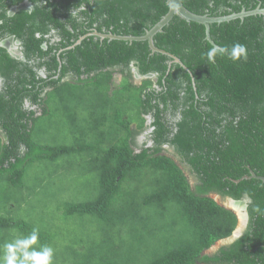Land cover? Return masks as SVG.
<instances>
[{
    "label": "trees",
    "instance_id": "1",
    "mask_svg": "<svg viewBox=\"0 0 264 264\" xmlns=\"http://www.w3.org/2000/svg\"><path fill=\"white\" fill-rule=\"evenodd\" d=\"M21 1L0 0V35L15 34L26 58L0 47V180L21 189L36 161L84 154L79 169L94 177L91 196L60 207L66 221L83 226L68 246L79 250L74 264H264V181L251 177H264V14L211 23L219 47L230 51L239 42L248 50L246 60L225 53L214 63L205 25L176 14L154 43L185 68L147 40L93 34L142 36L168 12V0H29L31 12L9 17L5 8ZM182 2L213 17L264 8V0ZM134 68L155 76L134 82ZM148 115L151 145L139 140ZM55 116L68 127L67 143L49 130L46 143L40 133L61 125ZM9 193L0 192V253L33 228L32 248H56L67 228L1 211L15 198ZM212 194L249 199V218L241 236L210 251L238 226L235 212ZM90 222L99 238L85 234ZM145 236L154 245L141 251Z\"/></svg>",
    "mask_w": 264,
    "mask_h": 264
},
{
    "label": "rangeland",
    "instance_id": "2",
    "mask_svg": "<svg viewBox=\"0 0 264 264\" xmlns=\"http://www.w3.org/2000/svg\"><path fill=\"white\" fill-rule=\"evenodd\" d=\"M121 81V76L116 74L114 76V84H119ZM140 81L135 76L134 82L140 83ZM62 119L59 116H55L51 121L56 123L60 120L58 125H61L51 130L45 126L43 131L40 132L47 140L46 143H51V140L46 135L48 130V132L57 135L58 137L56 138L58 140L65 143L70 141L68 127ZM45 124L46 122L41 126L43 127ZM135 126L136 123L133 125V128H136ZM145 136L146 133L144 135L141 134L139 140L145 141ZM80 157H84V154L78 156L71 154L59 159L56 163H52L49 160L36 161L28 168L23 179L24 186L21 189H18V186H13V183L9 180H0V192L2 194L10 192V195L12 193L15 195V198L9 204L1 206V211L5 212L7 208V210H12L14 213L16 210L17 215L14 216L15 218L33 219L39 223L46 221L56 227L67 228L61 231L57 237L56 248L52 247L55 249L53 264H74L77 257L74 254L79 250H76L77 248H74V250L68 249V246H70L75 238L84 235L81 221L77 218H71L66 221L64 218L65 214L62 208H60L66 202L82 201L91 196V194L89 195L91 189L87 184L93 183L94 177L82 172L81 167L79 169V164H82L79 160ZM17 199L21 202H16ZM69 228L70 231L68 230ZM73 230L76 231L73 232ZM97 230V224L90 222L87 225V232L85 234L96 232L94 236L97 235L96 238H99L100 234L98 235L99 231L97 233ZM127 240H129V236ZM153 245L152 239L145 236L144 239L140 238V241L138 240L137 249L141 248V251H145L149 247L152 248ZM1 252L0 257L4 254V249Z\"/></svg>",
    "mask_w": 264,
    "mask_h": 264
},
{
    "label": "water",
    "instance_id": "3",
    "mask_svg": "<svg viewBox=\"0 0 264 264\" xmlns=\"http://www.w3.org/2000/svg\"><path fill=\"white\" fill-rule=\"evenodd\" d=\"M168 4H169L168 12L161 18V20L158 23H156L151 29L147 30L146 33L142 36H132V35L131 36H124V35H117V34H113V33H100L98 31H94L93 34H96V35L100 36L101 38H109V39H120V40H127V41L147 40L149 43V46L153 52L158 51V52H161L163 54H166V55L172 57V62L179 63V64L183 65L185 68H187L182 63L180 58H178L177 56H175L171 53H168L167 51H165L163 49H160L154 43L155 34L162 31L163 27L165 25H167L173 19V17L176 14L181 16L182 18H184L187 21H193V22L204 24L206 27V34H207L208 40L213 45H216V46H218V45L211 39V36H210V24L211 23H213V22L220 23V22L229 21V20H232L235 18H244L245 16L251 15V14H258V13L264 14V8L257 7L256 9L250 10V11L242 10L239 13H233V14L226 15V16L213 17V16H209L207 14L201 15V14H197V13L192 12L191 10H189L184 5L182 0H168ZM81 39H79L77 41V43H79ZM134 73H135V76L140 80H142L143 78H153L155 76L152 73L148 74L146 76H141V75H139V73L137 72V70L135 68H134ZM251 177H256V178H259V179L264 181V177L258 176L254 172H252ZM245 178H249V176H245ZM210 196L213 197L218 203H220L224 207H227V208L231 209L232 211H234L238 217V226L235 229V231L232 233V235L230 237H228L224 240L218 241L212 247V249H210V251H213V250L218 249L222 245L229 244V243H227L228 240L231 239L233 242L239 236H241L244 228L246 227V224H247V221L249 218L248 217V210H247L249 199L245 198V199H241V200H236L232 197L222 198L219 194H212ZM230 202L241 205V207H242L241 215L238 213V211H236L235 208L228 205V203H230ZM210 251H207V252H210Z\"/></svg>",
    "mask_w": 264,
    "mask_h": 264
},
{
    "label": "clouds",
    "instance_id": "4",
    "mask_svg": "<svg viewBox=\"0 0 264 264\" xmlns=\"http://www.w3.org/2000/svg\"><path fill=\"white\" fill-rule=\"evenodd\" d=\"M227 53L228 57L233 61H239L242 58L247 59V46L236 42L232 45L230 51L224 47L213 45L206 53L207 60L210 63L215 62V57ZM254 211L260 212L259 206H255ZM39 229L33 228L30 235L24 238H17L13 242H5L3 245L4 254L0 257V264H53L55 249L48 245H42L40 250L32 248L37 244ZM228 240L227 243H231ZM31 249V250H30Z\"/></svg>",
    "mask_w": 264,
    "mask_h": 264
},
{
    "label": "flooded vegetation",
    "instance_id": "5",
    "mask_svg": "<svg viewBox=\"0 0 264 264\" xmlns=\"http://www.w3.org/2000/svg\"><path fill=\"white\" fill-rule=\"evenodd\" d=\"M0 7H3V5L0 4ZM32 9H33V5L30 3V1L29 0H23L18 4L8 6L7 8H5V11L9 17H13L18 12H20L21 10H26L28 12H31ZM0 47L5 48L6 51L11 55V57H13L17 60H25L26 59L25 55H24V50H23V43L13 33L0 35ZM133 73H134V69H133ZM40 75L42 77L46 76L44 69H42L40 71ZM134 78H135V73H134ZM2 88H3V79L0 77V90ZM25 105L27 107H29V102L26 101ZM33 108H35V107H33ZM151 123H152V117H151V115H148L146 117V128L141 133L143 135L146 133L145 141L148 140L149 145L152 144L151 132L153 130V127L151 126ZM139 138H140V136H139ZM140 142H143V141L141 140ZM165 148H167V146H165Z\"/></svg>",
    "mask_w": 264,
    "mask_h": 264
},
{
    "label": "bare ground",
    "instance_id": "6",
    "mask_svg": "<svg viewBox=\"0 0 264 264\" xmlns=\"http://www.w3.org/2000/svg\"><path fill=\"white\" fill-rule=\"evenodd\" d=\"M228 205H230L231 207L235 208L236 211H238V213L241 215V213H242L241 205L236 204V203H232V202L228 203Z\"/></svg>",
    "mask_w": 264,
    "mask_h": 264
}]
</instances>
